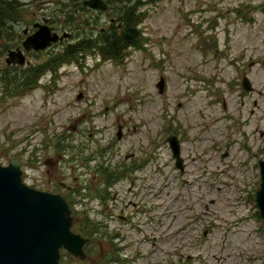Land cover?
Instances as JSON below:
<instances>
[{
	"label": "rangeland",
	"instance_id": "obj_1",
	"mask_svg": "<svg viewBox=\"0 0 264 264\" xmlns=\"http://www.w3.org/2000/svg\"><path fill=\"white\" fill-rule=\"evenodd\" d=\"M17 1L24 10L20 29L32 32L33 22L49 18L59 34L69 32L61 10L72 6L71 0ZM142 2L144 43L127 49L120 64L98 63L100 54L87 52L83 60L45 71L38 88L0 108V163L18 158L23 181L31 183L41 179L43 160L61 157L64 165L71 155L76 165L67 164L63 172L72 187L78 183L82 189L79 200L91 206L116 194L114 218L106 225L96 218L98 232L118 228L128 243L147 234V242L133 245L142 253L155 246V264H167L168 245L178 248L174 264H261L264 225L255 191L257 164L264 161V0ZM210 36L218 54L205 42ZM60 49L56 43L28 60L44 63ZM243 76L250 91L240 86ZM161 77L163 94L156 87ZM208 78L214 83H206ZM168 121L172 128L161 135ZM170 135L178 137L188 164L182 175L173 168L165 142ZM110 164H131L129 170L135 171L125 173L114 188L107 185L111 194L106 196L101 188L114 175L106 169ZM130 202L136 211L129 205L121 213ZM129 213L127 219L118 216ZM167 232L171 237L159 241ZM96 253L73 262L93 264L103 256L101 248Z\"/></svg>",
	"mask_w": 264,
	"mask_h": 264
},
{
	"label": "water",
	"instance_id": "obj_2",
	"mask_svg": "<svg viewBox=\"0 0 264 264\" xmlns=\"http://www.w3.org/2000/svg\"><path fill=\"white\" fill-rule=\"evenodd\" d=\"M84 5L106 9L101 0H86ZM34 27L38 28L37 31L22 43L26 52L45 49L58 40V35L51 33L45 24H35ZM5 62L22 66L26 61L21 50L16 49L8 52ZM157 87L161 93L162 79ZM167 141L182 168L177 139L171 137ZM259 166L261 183L255 202L264 223V162H259ZM20 167L18 159L6 166L0 164V264H58L60 248L83 258L81 247L85 240L70 231L73 214L67 204L60 196L38 192L24 185Z\"/></svg>",
	"mask_w": 264,
	"mask_h": 264
},
{
	"label": "trees",
	"instance_id": "obj_3",
	"mask_svg": "<svg viewBox=\"0 0 264 264\" xmlns=\"http://www.w3.org/2000/svg\"><path fill=\"white\" fill-rule=\"evenodd\" d=\"M108 3L112 17L116 24L108 32L100 36V39L93 40L92 27L94 23H89L85 16L86 8H83L80 1L77 2L79 9L72 10L70 4L61 10L64 23L70 29L78 30L79 38L74 48H65L61 53H55L48 57L47 61L37 65H31L24 70H11L10 67L1 64V59L5 53L18 46L19 37L22 33L19 25L24 20L22 4L17 0H0V108L10 99L26 94L37 84V79L45 71H55L59 65L78 62L81 54L92 49L99 53L104 60L111 59L114 63H121L124 57V50L136 47L140 41L138 25L144 21L145 14L141 12L142 0H105ZM149 2V1H148ZM77 15V17H75ZM85 29V33H83ZM96 36V35H95ZM90 37V39H89ZM211 41V42H210ZM209 47L215 45L216 40L210 36ZM216 49V45L214 46ZM92 50V51H93ZM215 52V51H214ZM95 229L88 230L86 227L80 232H94Z\"/></svg>",
	"mask_w": 264,
	"mask_h": 264
},
{
	"label": "flooded vegetation",
	"instance_id": "obj_4",
	"mask_svg": "<svg viewBox=\"0 0 264 264\" xmlns=\"http://www.w3.org/2000/svg\"><path fill=\"white\" fill-rule=\"evenodd\" d=\"M80 0H72L73 5H72V10L79 9L80 7L77 6V2ZM105 3L106 1L103 0ZM107 4V10L105 11H98V10H91L88 9L87 7L83 6V8H86L88 12H86L85 16L80 15L81 17H87L89 23H94L92 27V35L93 37L91 39L93 40H98L100 39V36L105 34L106 32L109 31L110 28L114 27L115 25L117 28H119V25L116 24V21L114 17H112V12L110 7H108ZM77 17V15H75ZM101 20L103 27L101 25ZM97 27L99 28L97 30ZM78 30L75 29V26L73 29L69 30V34H71L70 38L64 39L59 42L60 46L64 48H74L76 42L78 41L79 34L77 32ZM94 32L96 34H94ZM83 33H85V29H83ZM76 37H75V36ZM96 35V36H95ZM72 37L76 38V42H71ZM90 39V37H89ZM99 41V40H98ZM70 42V43H69ZM93 50V49H92ZM91 50V51H92ZM96 50V49H95ZM94 51V50H93ZM92 51V52H93ZM59 53V52H58ZM33 54L29 53V55ZM13 68H17L18 66H10ZM65 157V156H64ZM67 159L65 161H62L64 165H61V157L59 160L52 161L50 159H45L42 162V172L43 174L41 175L40 178H32L30 179L31 183H28V185L32 188L49 192L52 194H57L60 195L61 197L64 198V200L68 203L70 208L73 210V213L75 215L76 222L78 219H89L92 221H96L98 219H102V224H105L106 219L111 220L114 218L113 211H115L118 207L116 205V194L113 193L109 201H100L96 202V204H91L89 206L86 201L84 200H79L77 195H80L82 189L79 187V184H77L76 187H72L69 180V175L66 172H63V170L68 171L69 168L74 169V162L76 165L75 158L70 156H66ZM131 156L125 157L126 159L131 158ZM107 161V160H106ZM70 163V167L68 168L67 164ZM106 167V166H105ZM120 168V175L124 173H129V172H134L135 170H127V167L125 165H118ZM115 165L112 166L111 164L106 167V169L110 170H115L116 168ZM103 167H101L99 170H101ZM105 169V168H104ZM117 177L111 176L110 180L107 183H104V186L102 189V192L105 193L106 196H109L111 192H109V187H106L107 185L111 186L112 188L115 187V185L118 183V180H116ZM75 180V179H74ZM116 180V181H115ZM110 203V204H109ZM129 205L132 206V209L136 207L135 203L130 202L128 205H124V207L120 208V212L124 213L125 209L129 207ZM170 206L168 207L169 211ZM133 211H136L133 209ZM131 213H129L128 216H123L121 214H118L119 217L123 219L130 218ZM95 217V220H94ZM98 218V219H96ZM94 224V223H93ZM100 226V224H97ZM101 227V226H100ZM91 229H95L92 227ZM105 232H97L96 229L94 232H88L89 235V241L86 245H88V255L93 256L92 254L94 253V256L97 254L96 250H100V248L103 251V256L100 260H95L93 264H141L143 259L145 260V264H155L154 261L151 259L153 258V254L155 253L156 247L153 246V249L150 250L149 252L142 253L140 250L137 248L136 245H133L134 242L136 243H142V242H147L148 241V235L143 234L142 238L138 241H131L128 243L127 236L124 235L121 230L116 228L115 230H109L107 226L104 227ZM143 233V232H139ZM149 233V232H147ZM153 233V232H151ZM170 232H167L164 234V237L161 235L159 237V241H162V239H169L171 237ZM150 234V233H149ZM100 242L103 243V245L99 244ZM152 244L155 245V238H152ZM95 244H97V247L95 249ZM171 250H169V245L168 247L164 250V253L167 258V264H174V252L169 253ZM69 259H77L74 257H69ZM164 264V263H162Z\"/></svg>",
	"mask_w": 264,
	"mask_h": 264
}]
</instances>
